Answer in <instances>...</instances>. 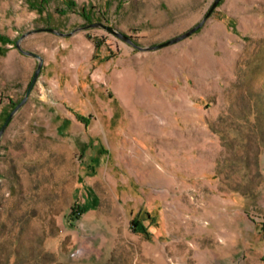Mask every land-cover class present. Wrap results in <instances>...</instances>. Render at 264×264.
<instances>
[{
	"label": "rangeland",
	"instance_id": "obj_1",
	"mask_svg": "<svg viewBox=\"0 0 264 264\" xmlns=\"http://www.w3.org/2000/svg\"><path fill=\"white\" fill-rule=\"evenodd\" d=\"M213 1L0 0V34L11 40L0 43L4 50L0 52V127L29 84L22 88L20 82L12 83L5 70L6 52L18 50L15 42L21 35L25 34L22 48L37 40L67 42L78 34L92 40L96 49L108 51L109 57L122 52V47L148 53L147 82L153 89L170 92L174 105L172 124L157 130L193 135L190 149H179L173 160V181L178 186L205 182L202 204L177 192L178 201L171 207L141 209L140 217H146L145 211L153 215L144 221L152 232L149 239L160 234L161 239H172L168 264H203L211 253L213 263H218L228 252L236 253L237 264H264V0H219L195 32L152 50H140L99 26L66 36L34 32L48 27L70 32L102 22L146 47L196 25ZM45 7L48 10L42 14ZM164 59L171 70L163 79L152 68L159 69ZM108 96L113 105L111 92ZM28 99L0 140V264H152L147 239L129 229L125 233L130 215L122 209L99 206L77 220L66 217L72 205H66L67 183L59 189L52 171L44 169V141L34 134L38 129L29 119ZM178 104L188 105L187 117ZM117 118L116 113L111 120ZM116 136L120 139L122 134L110 125L101 136L103 143L99 139L86 148L78 145V163L84 162L82 154L98 155L107 146L115 153ZM196 168L202 169L203 178L194 176ZM86 206L95 203L88 201ZM189 241L194 247L187 250ZM194 249L196 256L191 253Z\"/></svg>",
	"mask_w": 264,
	"mask_h": 264
},
{
	"label": "crops",
	"instance_id": "obj_2",
	"mask_svg": "<svg viewBox=\"0 0 264 264\" xmlns=\"http://www.w3.org/2000/svg\"><path fill=\"white\" fill-rule=\"evenodd\" d=\"M45 8L42 14L48 10ZM23 46L37 52L43 60L38 81L28 97L31 106L28 116L38 129L34 134L44 141L46 173L49 169L52 171L59 189L67 183L66 205L86 208L83 214L99 206L122 209L124 215H130L125 233L129 229L131 234H141L147 239L145 244L150 249L147 255L152 264L162 259L168 264L166 259L172 255V239H161V234L149 239L152 232L148 225L144 223L149 233L145 236L142 232H133L130 221L136 214L140 215L141 209L152 211L171 207L174 200L178 201L177 192L187 194L189 202L202 204L205 182L178 186L173 181V160L179 149H190L193 135L157 130L172 124L170 113L174 105L170 92L149 86L148 53L141 55L132 52L130 47H122V52L109 57L108 51L96 49L92 40L78 34L67 42L37 40ZM36 64L35 58L18 50L6 52L5 70L10 74L7 77L12 83L20 82L22 88L29 83ZM152 69V73L160 74L164 79L171 67L164 59L159 63V69ZM109 92L111 101L115 102L113 105L109 104ZM176 107L179 112L184 110L185 116L188 114V105ZM116 113L118 118L114 122L111 119ZM32 114L38 117L32 118ZM94 114L96 119L93 121ZM80 117L87 118V124ZM185 121L189 122L188 119ZM110 125L122 134L120 139L113 138L117 151L110 152L107 146V150L98 155L86 152L80 158L84 161L80 165L76 154L78 145L86 148L91 142L97 144L99 139L102 142L101 136L107 134ZM58 128L64 130L59 132ZM193 174L203 178L201 168H196ZM88 201L94 202L95 206H86ZM145 216V220L153 218L149 211H145ZM167 216L164 213V218ZM188 243L186 249L190 250L194 245L191 241ZM191 253L196 256L198 251L194 249ZM224 254L222 262L213 263L211 253L209 261L203 264H237L236 253ZM217 255L221 256H214Z\"/></svg>",
	"mask_w": 264,
	"mask_h": 264
},
{
	"label": "water",
	"instance_id": "obj_3",
	"mask_svg": "<svg viewBox=\"0 0 264 264\" xmlns=\"http://www.w3.org/2000/svg\"><path fill=\"white\" fill-rule=\"evenodd\" d=\"M218 3H219V0H214L212 2V4L209 6V8L207 9V11L205 12V14L202 17V19L196 25L192 26L191 28L187 29L186 31L182 32L181 34H179V35H177L175 37H172V38H170V39H168L166 41H163V42L155 44V45L146 46V47H142V46L137 45L124 32L116 29L115 27L106 25V24H104L102 22L89 23L87 25H83V26L77 27V28L73 29L70 32H61V31H59V30H57L55 28H51V27L36 29L34 32L46 30V31L54 32V33H56L58 35H61V36H66V35H71L73 32H75L78 29H85V28H88V27L99 26V27H102V28L108 30L109 32L113 33L117 37H119L122 40H124L125 42H127L128 44H130V45H132V46H134V47H136V48H138L140 50H152V49H157V48H160V47L167 46V45H170L172 43H175V42H177V41L189 36L193 32H195L198 28H200L203 25L205 20L209 17V15L214 10V8L218 5ZM24 36H25V34L21 35V37L16 40V42H15L16 48L20 52H22L23 54H26L28 56L34 57L37 60V65H36L35 71L33 73V76H32V78H31V80H30V82H29V84L27 86V89L25 91V94H24L23 98L9 112V114L7 115V117L5 118L4 122L2 123V125L0 127V140H1V137H2V135L4 133V131H5L8 123L12 119L13 115L19 110V108L27 100V98H28V96H29V94H30L35 82L37 81V79L39 77V73H40V70H41V67H42V61L43 60H42V57L37 52L32 51V50H28V49H24V48L21 47L20 41L24 38Z\"/></svg>",
	"mask_w": 264,
	"mask_h": 264
},
{
	"label": "trees",
	"instance_id": "obj_4",
	"mask_svg": "<svg viewBox=\"0 0 264 264\" xmlns=\"http://www.w3.org/2000/svg\"><path fill=\"white\" fill-rule=\"evenodd\" d=\"M70 6H73V3H69ZM0 43L2 44H8L11 43V40H9L7 37L0 34ZM0 52H4L2 47H0ZM86 124H87V118L80 117ZM96 162V160H95ZM86 210V208L81 207L77 204H74L70 208V212L66 215L71 220H77L81 214ZM146 218H149L148 215ZM146 218H141L139 213L136 214L130 221V227L133 232H142L145 236H148V231L144 225V220Z\"/></svg>",
	"mask_w": 264,
	"mask_h": 264
}]
</instances>
